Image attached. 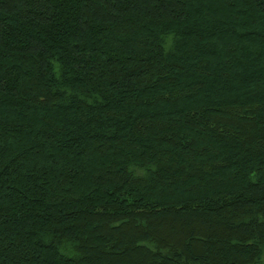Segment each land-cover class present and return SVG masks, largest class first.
Wrapping results in <instances>:
<instances>
[{
  "label": "trees",
  "instance_id": "1",
  "mask_svg": "<svg viewBox=\"0 0 264 264\" xmlns=\"http://www.w3.org/2000/svg\"><path fill=\"white\" fill-rule=\"evenodd\" d=\"M0 264H264V0H0Z\"/></svg>",
  "mask_w": 264,
  "mask_h": 264
}]
</instances>
